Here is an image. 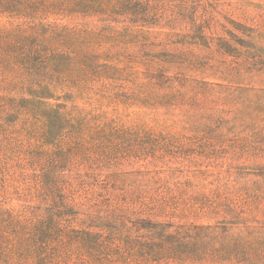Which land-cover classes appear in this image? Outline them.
Segmentation results:
<instances>
[{
	"label": "rangeland",
	"instance_id": "rangeland-1",
	"mask_svg": "<svg viewBox=\"0 0 264 264\" xmlns=\"http://www.w3.org/2000/svg\"><path fill=\"white\" fill-rule=\"evenodd\" d=\"M4 1L0 30L32 37L26 63L0 52V264H34L25 223L46 209L91 232L126 218L206 226L234 222L221 204L238 189L264 190V74L238 77L218 48L264 49V0H61L71 13ZM26 100L68 124L43 138ZM42 174L61 187L54 203L35 189Z\"/></svg>",
	"mask_w": 264,
	"mask_h": 264
},
{
	"label": "trees",
	"instance_id": "trees-1",
	"mask_svg": "<svg viewBox=\"0 0 264 264\" xmlns=\"http://www.w3.org/2000/svg\"><path fill=\"white\" fill-rule=\"evenodd\" d=\"M54 8L62 13L73 12L72 6L61 0H55ZM9 9V4L0 0V11L12 13ZM18 11L16 7L15 12ZM243 29L251 32L248 28ZM246 36L253 40L252 35ZM31 37L19 29L0 30V52L5 56L13 53L9 59L26 58V63L28 56L21 49ZM198 39L205 42L203 36ZM246 47L242 53L223 40L218 44L222 54L233 58L231 70L238 77L264 74V49L250 42H246ZM68 60L69 63L72 59ZM44 91L45 88H41L39 94L43 95ZM36 93L33 92L35 98H43ZM22 103L26 111L35 107L37 115L45 118L46 128L43 127L42 134L45 139L51 135L54 120L68 124L69 120L63 117L65 112H56L35 100ZM46 177L44 174L35 177V189L45 201L52 199L54 203L61 187ZM221 207L234 222L222 220L206 226L174 225L120 218L123 221H115L111 228L106 223L89 226L100 232L73 229L74 214L68 209H46L40 219L26 220L28 244L22 253L32 257L34 264H63L73 253L78 255L82 264H264V190L258 183L240 188L233 197L226 198ZM238 225L241 226L239 232H233Z\"/></svg>",
	"mask_w": 264,
	"mask_h": 264
}]
</instances>
